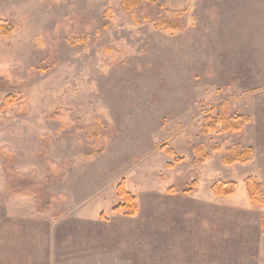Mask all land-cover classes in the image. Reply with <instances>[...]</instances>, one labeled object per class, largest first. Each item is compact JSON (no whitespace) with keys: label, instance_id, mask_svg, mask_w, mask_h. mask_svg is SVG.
I'll list each match as a JSON object with an SVG mask.
<instances>
[{"label":"rangeland","instance_id":"1","mask_svg":"<svg viewBox=\"0 0 264 264\" xmlns=\"http://www.w3.org/2000/svg\"><path fill=\"white\" fill-rule=\"evenodd\" d=\"M126 1L0 0V264H264V0Z\"/></svg>","mask_w":264,"mask_h":264},{"label":"trees","instance_id":"2","mask_svg":"<svg viewBox=\"0 0 264 264\" xmlns=\"http://www.w3.org/2000/svg\"><path fill=\"white\" fill-rule=\"evenodd\" d=\"M141 1L155 2L157 0H127L124 4H125L126 8H132V7L136 6L138 3H140ZM246 122H247V119L245 117H238L233 122H231L229 126L227 125L228 127L226 130L231 128L235 132H239L242 129V127L245 125ZM215 123L216 122H214V125H215ZM207 127H208V124H207ZM248 154H249L248 151L230 154L228 156V158L225 159V162L227 161V162L242 163V162L246 161ZM118 193H119V196L124 200V205L120 206L118 209L124 210L127 208V212H128L127 214L129 216H134L136 214V209L134 206V198L125 191L123 182L118 187ZM249 197L254 204H256L258 202V198L255 197L253 193L249 192ZM262 229H263V233H264V220L262 223Z\"/></svg>","mask_w":264,"mask_h":264}]
</instances>
